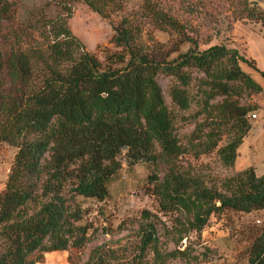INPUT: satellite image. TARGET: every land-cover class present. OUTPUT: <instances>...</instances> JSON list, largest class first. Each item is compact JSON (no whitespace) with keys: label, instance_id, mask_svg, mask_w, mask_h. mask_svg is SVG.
Here are the masks:
<instances>
[{"label":"trees","instance_id":"1","mask_svg":"<svg viewBox=\"0 0 264 264\" xmlns=\"http://www.w3.org/2000/svg\"><path fill=\"white\" fill-rule=\"evenodd\" d=\"M74 1L47 0L58 9L47 16L40 12L29 31L20 30L15 39L12 28L5 31L10 38L0 33V140L15 147L0 190V264H38L44 252L64 250L66 260L59 257L57 264H192L188 248L167 247L156 225L160 218L148 208L140 209L136 226L93 245L83 261L73 253L88 239V225L79 222L85 208L76 195L106 197L121 151L127 164L164 165L160 179L152 173L148 179L154 180L158 210L183 214L176 219L179 232L200 230L218 211H260L258 224L250 227L245 264H264V172L256 175L251 165L229 170L213 185L180 164L177 158L187 148L155 77L168 75L170 101L187 109L193 72L201 73L196 108L188 114L194 128L185 137L194 155L215 149L229 169L256 107L249 96L261 88L238 64L253 65L252 59L225 42L200 44L189 32V18L214 6L209 0H141L114 23L112 46H99L98 57L67 25ZM81 1L107 16L126 0ZM225 1L238 17L264 27V8ZM14 3L0 0V32ZM145 22L167 31L170 43L151 32L143 38ZM21 33L30 40L19 44Z\"/></svg>","mask_w":264,"mask_h":264},{"label":"rangeland","instance_id":"2","mask_svg":"<svg viewBox=\"0 0 264 264\" xmlns=\"http://www.w3.org/2000/svg\"><path fill=\"white\" fill-rule=\"evenodd\" d=\"M14 1L12 18L6 22V26L0 32L8 38L11 36L5 32L6 30L12 28L15 31V39L20 30L29 31L30 24L40 17V12H44L47 16L58 9L55 3H46L47 0ZM140 1L126 0L118 12L101 16L88 7L84 1L76 0L72 3V12L67 18V25L71 32L83 42L85 48L101 57L99 46H112L111 35L114 23L121 15L136 10ZM209 1L214 6L210 13L202 9L198 14L189 18L192 28L189 32L198 36L200 44L204 39H208V43L224 42L230 36V28L234 21L237 19L246 21L231 12L230 7L225 8L227 5L225 0ZM246 3L257 8H264V0H247ZM148 32H151L154 39L166 44L171 41L167 31L149 27V24L145 22L142 37L146 38ZM17 40L19 44H24L25 41L30 40V37L26 33H21ZM185 46L186 43L181 44V48ZM199 75H201L200 72H193L189 88L192 100L187 109H178L170 101L167 95L169 76L158 72L155 77L161 87L164 101L172 112L180 141L187 148L183 155L178 156V162L186 166L191 173L201 176L206 184L218 185L222 177L230 173L229 169L220 164L215 149L194 155L193 147L190 141H187L188 137H185L194 128L195 118L188 114L196 108V83ZM245 98L246 91L243 90L240 100L243 101ZM224 139L223 133L218 144L223 143ZM14 150L15 147L12 144L0 140V190L4 187ZM118 158L120 166L108 178L106 197L98 200L89 196L76 195V199L85 208L79 222L88 225L87 241L79 249L72 250L80 258V262L86 258L93 245L107 238L116 237L136 226L140 219V209L148 208L160 218L156 225L161 238H165L167 247L188 248L193 256L191 257L192 264H245L247 245L251 239L250 227L258 224L255 218L262 216L260 211L256 210L246 214L230 210L218 211L208 216L200 230L189 229L186 232H179L182 224L176 219L182 218L183 214L175 210H158L157 197L151 191L154 180L148 179L151 173L156 174L157 180L160 179L164 165L162 163L152 164L144 160L127 164L123 151L118 154ZM179 234L180 237H178ZM66 254V250L44 252L43 260L38 264H57L59 257L66 260Z\"/></svg>","mask_w":264,"mask_h":264},{"label":"crops","instance_id":"3","mask_svg":"<svg viewBox=\"0 0 264 264\" xmlns=\"http://www.w3.org/2000/svg\"><path fill=\"white\" fill-rule=\"evenodd\" d=\"M229 38L224 42L234 46L240 54L253 61V65L239 60V66L259 85L260 90L249 96L256 104L250 117V126L236 147L230 171L251 165L254 173L264 172V27L258 21L236 20L232 23Z\"/></svg>","mask_w":264,"mask_h":264},{"label":"built area","instance_id":"4","mask_svg":"<svg viewBox=\"0 0 264 264\" xmlns=\"http://www.w3.org/2000/svg\"><path fill=\"white\" fill-rule=\"evenodd\" d=\"M249 116H250V117H254V116H255L254 112H253V111L250 112V113H249ZM256 221H258V219H256Z\"/></svg>","mask_w":264,"mask_h":264}]
</instances>
